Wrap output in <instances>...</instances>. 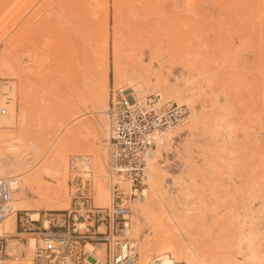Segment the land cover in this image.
I'll return each instance as SVG.
<instances>
[{
	"label": "rangeland",
	"instance_id": "1",
	"mask_svg": "<svg viewBox=\"0 0 264 264\" xmlns=\"http://www.w3.org/2000/svg\"><path fill=\"white\" fill-rule=\"evenodd\" d=\"M0 24V73L4 51H10L6 53L8 64L17 70L0 77L12 80L15 95L20 83L32 92L30 125L24 136L38 148L34 169L42 166L50 178L56 168V156L50 152L57 142L75 126L96 124L103 116L95 146L106 151V182L105 176L102 180L110 195L106 110L112 95L132 94V90L122 92L113 86L112 53L117 41L127 78L149 80L171 90L162 101L153 90H143L144 101L150 98L159 108L177 104L184 114L171 129L168 145L153 157L160 187L166 191L167 201L175 204L164 208L163 214H178L183 224V230L171 229L179 237L168 229L173 234L171 241L189 242L218 264H264V0H0ZM64 37L73 42H69L73 46L72 71L78 70L67 72L69 78L77 74L81 78L84 73L86 81L95 84L107 67L106 102L99 109L86 89L72 92L65 81L62 56L55 49L56 41ZM261 43L259 57L256 49ZM196 118L199 122L192 129ZM82 132L80 135H90ZM87 155L95 169L94 153ZM71 156L66 153L67 209L73 203V183L79 176L78 169L69 164ZM93 176L87 178L95 202ZM57 177L52 179H63L61 173ZM145 184L147 188L148 180ZM27 199L31 203L39 200L29 190ZM40 204L39 216L50 211ZM19 211L32 218L29 211ZM144 222L138 236L131 234L138 245L152 236V221Z\"/></svg>",
	"mask_w": 264,
	"mask_h": 264
},
{
	"label": "built area",
	"instance_id": "2",
	"mask_svg": "<svg viewBox=\"0 0 264 264\" xmlns=\"http://www.w3.org/2000/svg\"><path fill=\"white\" fill-rule=\"evenodd\" d=\"M14 96L12 80L0 77V116L7 113ZM149 100L141 101L129 94L112 95L109 100L106 112L111 200L107 206L94 205L90 181L79 175L73 183L75 196L69 209L44 211L37 219L17 210L10 231L4 228V221L11 211L15 180L0 176V264L19 262L31 242L33 264L136 263L130 230L132 204L145 200L147 161L160 136L184 119L179 106L159 108ZM75 158L71 160L73 165L88 160L84 155ZM121 180L129 185L124 187ZM101 245L102 259L97 255ZM147 264L163 262L154 257Z\"/></svg>",
	"mask_w": 264,
	"mask_h": 264
},
{
	"label": "bare ground",
	"instance_id": "3",
	"mask_svg": "<svg viewBox=\"0 0 264 264\" xmlns=\"http://www.w3.org/2000/svg\"><path fill=\"white\" fill-rule=\"evenodd\" d=\"M188 5H190L191 7L192 4L188 2ZM188 5L187 7H189ZM249 30H250L249 28L245 29V31H249ZM260 36H262L261 33ZM69 42H72L71 40L69 41V37L68 38L64 37V39L63 38L60 40L58 39V41H56V44L54 43L56 45L55 49L59 51V53L62 56L61 71L65 73L64 75L65 81H67V83L69 84L71 91L72 90L74 92L76 91V93L80 90L86 89L84 92L88 91L87 93H90L89 95L90 100L94 105V107H97L98 105L101 104H105L106 92H107V72H106L107 67L102 75L103 76L102 80L95 84H90L91 82L89 83V79L88 81H86L87 79L84 73H82L84 76L82 75L81 78L78 77L79 76L78 74H77L78 76L76 75V78L74 77L69 78L70 75L67 72L74 71L75 73L78 71L77 68H75V70L77 71L75 70L72 71V68L74 66V61L72 60L73 58H71L72 56H70V49L73 46H69ZM104 42L106 45L104 51V60L107 62L108 50H107L106 39ZM7 52L9 54L10 51ZM7 52L5 51L2 52V57H1L2 72L0 73L2 75L8 74L12 71L15 72L17 71L15 70V68H13L14 66L10 67V65L8 64L9 55L6 54ZM256 52L260 57L261 53L263 52L262 43L260 47L256 49ZM35 56L36 55H34V61L35 60L37 61L38 58ZM112 57H113L112 59L113 86L116 87L118 90L122 92L128 89L132 90L131 93L135 95V97H139L141 101L145 100L143 99L142 96L143 90L144 91L153 90V92H156L157 96H161V98H159L158 101L160 100L162 101V99H164V96L166 98L168 94H171V90H166L165 87L159 83H157V85L156 84L152 85L149 83V80H145V79L136 80L134 76L133 78L128 77L129 78L128 79L125 75V72H123L120 64V54H119L117 41L114 42ZM84 66L85 64L83 65V67ZM126 79H128V81L126 84H124V81ZM28 88L29 86L27 84L20 83L17 89L18 94L14 96V100L12 104L8 107L7 113L5 115L0 116V176L12 177V179L15 180L14 192L16 193H13L14 198L12 196L11 211L8 218L4 221V228L10 231H13L14 229L15 212L17 210H27L32 214L33 219H37L39 218V208L41 205L40 203H43L45 208L50 210H64L68 208L70 196L67 192L68 190L66 185V175H67L66 167L68 166H66L65 160H66L67 152L73 154V156H71L72 161L77 160V158L75 157L79 155H84L88 157V160L86 162L78 163L77 165H73L72 162H70L69 164L71 165L72 168L76 167L79 171V173L77 174L83 176L84 178L86 177L85 180H89L87 177H90L91 173H93L94 175L93 177L96 178L95 183H96V194H97L94 204L96 203L97 204L96 206H105L108 202L110 203L111 200V193L109 192L110 195L108 194V191L106 190V187L104 186V182H103L104 180L103 178L105 176L104 174H105V165H106L105 164L106 151L105 150H104L105 152L102 151L100 146H98L99 148L95 146V143L99 138L98 132L101 130V126L104 125L105 119L103 118V116L98 119L96 124L87 122V124L82 123V125L80 126L77 127L75 126L73 130L70 132V134L66 135L63 139L57 142V144L52 148L50 152V155L55 154L56 156L55 159L56 168L54 169V171H51L53 176L51 175V177L49 178L45 175L44 171L42 170V166H39L38 168L34 169L36 163L33 162V160L36 154L38 153V148L36 146V143L30 140H26L24 136V131L27 129L28 125H30L28 109L32 101L31 98L32 92L30 94ZM87 95L88 94L85 93V96ZM179 95H181V93H178V96ZM86 99L89 100L88 98ZM182 105H187V103L183 102ZM100 107L97 108L99 109ZM188 107L186 106L187 109ZM98 109L96 110L94 108V110L96 111H98ZM192 110L193 109L191 106V111ZM193 112L194 111H192L191 113L192 115L194 114ZM198 122L199 121L197 118L196 120L194 119L191 128L194 127ZM82 131H86L87 133H90V135L89 136L80 135L81 133H85ZM107 132H108V121H107L106 136H107ZM170 133L171 130L160 136L156 149L154 150L152 156L147 161V170L149 171H147L148 179L146 180H148V187L144 189V194H146L144 202L132 204L133 214L130 220V230L133 236L134 235L135 237L138 236L137 235L138 232L142 230V224H143L142 221L145 220L144 224H146L147 222L146 220H148V222L152 221L153 223L151 228V233H152L151 237L144 238L143 240H141L139 245L137 240L133 238L134 248L138 251L137 253L138 257L135 264H147L148 261L151 260L152 256L159 257L162 260L163 264H172V263L218 264L217 262H214L213 258L210 257V254L206 253L207 254L206 255L203 251H200L199 248L197 249L195 245L193 246L189 242H182L180 239H175V238L173 241H171L172 239L171 235L173 234L170 235L168 229H170L169 231H171V229L174 227L181 228L183 224L178 214L173 213L172 215L170 214V216H166V213L163 214L164 208L174 207L175 204L173 205V203H171L170 200L167 201L166 196L164 195V192L166 194V191L163 190L164 191L163 192L161 189L162 187H160L161 186L159 182L160 175L158 174V169H156L154 165V163L157 164L155 162L156 160L153 161L155 152L156 153L159 152L161 147L163 146L166 147L168 145L170 139L169 136ZM90 153L91 154L94 153L95 155L94 158L96 157L94 159L95 169L94 166L91 164L90 155H87ZM59 173L62 174L63 179H59V181H55L54 180L55 178H59L57 177ZM239 173L244 174V170L243 173L241 170H239ZM245 174L243 178L247 177L246 172ZM121 181H125V180H121ZM105 182H106V176H105ZM183 186L186 187L185 185ZM28 190L34 193L35 195H37L39 200L36 201L34 199L35 202H33L34 201L33 200L32 201L33 203H31L30 200L27 199ZM159 216H161L160 219H158ZM249 224L253 226V222H250ZM166 232H168L169 237H167ZM171 232L174 233V231ZM175 236L179 237L176 234ZM250 241L248 242V244L249 247L252 248L253 243H250ZM97 255L100 259H102L103 256L102 247H100L99 250L97 251ZM8 264H33L32 242L31 244H29V247L26 248L24 255L22 256V259L19 262H9Z\"/></svg>",
	"mask_w": 264,
	"mask_h": 264
}]
</instances>
